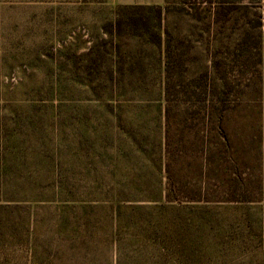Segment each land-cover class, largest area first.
Returning a JSON list of instances; mask_svg holds the SVG:
<instances>
[{
	"label": "rangeland",
	"instance_id": "rangeland-1",
	"mask_svg": "<svg viewBox=\"0 0 264 264\" xmlns=\"http://www.w3.org/2000/svg\"><path fill=\"white\" fill-rule=\"evenodd\" d=\"M155 1L0 0V147L21 151L30 145L35 150L4 155L3 160L16 168L6 174L83 176L88 160L81 147L92 143L102 156L95 158L97 175L127 176L130 166L120 149L126 150L130 137L138 133L160 141L161 104L112 111L72 108L83 99L82 79L73 67L91 47L111 53L119 48L111 62L133 64L137 71L144 67L143 75L126 79L153 84L154 94L144 97L158 99L164 77V29L176 55L191 49L195 56L190 59L204 61L207 51L223 60L235 50L241 53L237 63L249 86L243 88L244 102L251 108L238 112L259 122L260 131L256 125L255 135L251 133L249 116L234 129L241 139L254 140L247 147L255 169L246 173L261 177V189L256 184L248 187L257 200L172 206L167 212L174 219L172 226L156 229L148 224L143 232L135 226L129 231L134 236L116 241L105 236L110 230L105 222L85 225L56 220L60 214L54 209L2 207L0 264H264L263 1L223 0L221 6L222 0ZM136 5L162 8L160 31L154 9L128 12L130 20L117 31L115 9ZM158 35L161 46L155 47L152 41ZM28 105L34 107L15 109ZM22 162L36 168L18 167Z\"/></svg>",
	"mask_w": 264,
	"mask_h": 264
},
{
	"label": "trees",
	"instance_id": "trees-1",
	"mask_svg": "<svg viewBox=\"0 0 264 264\" xmlns=\"http://www.w3.org/2000/svg\"><path fill=\"white\" fill-rule=\"evenodd\" d=\"M260 1L264 4V0ZM222 3L223 0L219 6ZM148 9L155 10L156 26L160 31L162 8L145 5L117 7L115 28L118 31L130 20L128 12L140 14ZM162 30L165 35L164 77L158 99L144 97L154 94L153 84L143 79H126L143 75L144 67L137 71L133 64L111 62L109 58L118 55L119 48L111 53L91 47L79 55L78 66L73 67L82 79L83 99L72 106L112 111L117 108L149 109L160 103V141L157 143L139 133L137 137H130L127 149H120L130 166L123 179L111 173L96 174L95 158L102 159V156L92 143L85 142L87 145L81 147L88 162L83 164L86 174L77 178L60 174L10 176L6 173L16 168L3 160L4 155L33 154L35 150L30 145H25L21 151L10 145L0 147L1 209L24 211L42 207L56 210L60 214L58 221L71 220L85 225L105 222L110 227L105 236L116 241L134 236L129 231L135 226L141 232L148 224L156 229L165 224L172 226L174 219L167 214L172 206L257 200L248 187L256 184L261 189V177L252 178V171L246 173L255 169L250 165L253 156H248L251 147H247L253 145L254 140L241 139V133L234 129L238 121L244 119L246 122L249 116L238 111L251 108L244 102L243 88L249 86L241 64L237 63L241 53L235 50L232 56L228 55V60H223L207 51L204 61H199L198 57L190 59L191 55L195 56L191 49L176 55L171 50L170 34ZM152 44L161 46L160 35ZM249 117L252 119L248 122L252 126L251 133L254 134L253 126L256 125L260 131V123ZM19 166L29 171L36 168L24 162ZM53 168L59 170L61 166L54 164Z\"/></svg>",
	"mask_w": 264,
	"mask_h": 264
},
{
	"label": "crops",
	"instance_id": "crops-1",
	"mask_svg": "<svg viewBox=\"0 0 264 264\" xmlns=\"http://www.w3.org/2000/svg\"><path fill=\"white\" fill-rule=\"evenodd\" d=\"M162 0H156L154 3L155 4H160Z\"/></svg>",
	"mask_w": 264,
	"mask_h": 264
}]
</instances>
